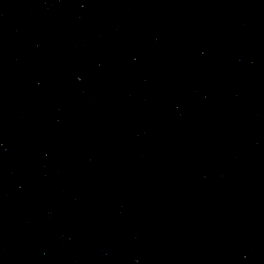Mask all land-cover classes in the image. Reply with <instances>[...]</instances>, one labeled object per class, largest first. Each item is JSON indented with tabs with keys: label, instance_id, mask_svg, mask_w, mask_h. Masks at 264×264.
Masks as SVG:
<instances>
[{
	"label": "water",
	"instance_id": "95a60500",
	"mask_svg": "<svg viewBox=\"0 0 264 264\" xmlns=\"http://www.w3.org/2000/svg\"><path fill=\"white\" fill-rule=\"evenodd\" d=\"M0 264H264V0H0Z\"/></svg>",
	"mask_w": 264,
	"mask_h": 264
}]
</instances>
